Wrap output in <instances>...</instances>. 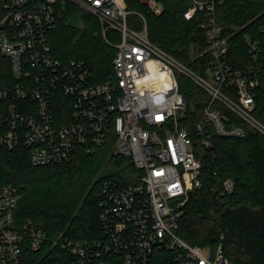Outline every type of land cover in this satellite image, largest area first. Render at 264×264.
Segmentation results:
<instances>
[{"label":"built area","instance_id":"2783aa9c","mask_svg":"<svg viewBox=\"0 0 264 264\" xmlns=\"http://www.w3.org/2000/svg\"><path fill=\"white\" fill-rule=\"evenodd\" d=\"M72 1L101 22L116 48L114 71L99 80L85 60L58 57L51 43L57 6ZM162 13L160 0H142ZM226 0H191L187 19L204 13L201 27L212 60L204 74L155 44L144 14L130 26L125 0H5L0 7V148L26 147L34 165L61 164L77 151L94 153L108 142L114 154L130 158L138 181L107 179L101 186L100 236L74 241L51 239L32 225L16 224L21 194L0 183V264H153L157 249L174 253L173 264H236L216 249L193 245L177 234L190 191L201 185L204 156L215 136L264 134L255 111L264 73L262 37L246 35L253 63L236 66L217 9ZM116 30L119 40L108 38ZM184 74L209 100L191 119L179 86ZM228 109L232 114L224 111ZM136 176V175H133ZM135 178V177H134ZM231 192L234 182H225Z\"/></svg>","mask_w":264,"mask_h":264},{"label":"trees","instance_id":"16d2710c","mask_svg":"<svg viewBox=\"0 0 264 264\" xmlns=\"http://www.w3.org/2000/svg\"><path fill=\"white\" fill-rule=\"evenodd\" d=\"M5 0H0V7ZM130 26L141 28L145 15L150 39L194 71L204 74L211 63L204 13L185 17L191 0H160L162 13L142 0H125ZM57 27L51 32L55 54L63 60L78 58L92 66L99 80L114 71L116 48L108 43L100 20L72 1L57 6ZM231 44V61L252 64L246 35L262 37L264 0H226L217 9ZM108 38L119 40L116 30ZM188 99L190 118L200 117L209 95L184 74L178 76ZM256 116L264 122V73L256 91ZM230 115L233 114L222 107ZM113 142L87 154L82 149L72 161L34 165L26 147L0 148V183L15 185L20 201L15 211L18 226L32 221L51 239L64 235L74 241L100 236L101 186L107 179L122 185L136 183L140 174L130 158L115 155ZM201 185L189 197L178 220L177 234L185 241L216 249L220 243L236 264H264V134L249 130L244 137L215 136L214 150L205 153ZM136 175V176H133ZM135 177V178H134ZM232 179L234 188L226 190ZM174 253L157 249L153 264H173Z\"/></svg>","mask_w":264,"mask_h":264},{"label":"rangeland","instance_id":"374dc122","mask_svg":"<svg viewBox=\"0 0 264 264\" xmlns=\"http://www.w3.org/2000/svg\"><path fill=\"white\" fill-rule=\"evenodd\" d=\"M160 7L164 8V4L162 2L160 3ZM134 13H136V12H134Z\"/></svg>","mask_w":264,"mask_h":264},{"label":"water","instance_id":"95a60500","mask_svg":"<svg viewBox=\"0 0 264 264\" xmlns=\"http://www.w3.org/2000/svg\"><path fill=\"white\" fill-rule=\"evenodd\" d=\"M193 194V191H190V195H192Z\"/></svg>","mask_w":264,"mask_h":264}]
</instances>
